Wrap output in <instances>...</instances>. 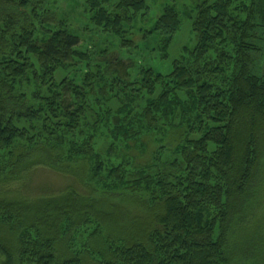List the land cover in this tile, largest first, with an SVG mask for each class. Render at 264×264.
Wrapping results in <instances>:
<instances>
[{"label": "trees", "instance_id": "obj_1", "mask_svg": "<svg viewBox=\"0 0 264 264\" xmlns=\"http://www.w3.org/2000/svg\"><path fill=\"white\" fill-rule=\"evenodd\" d=\"M58 2L0 0V183L39 156L86 194L0 200V264H264V0L198 4L193 48L170 75L134 82L131 61L91 65ZM86 4L95 27L134 45L126 26L147 0ZM183 24L165 8V53Z\"/></svg>", "mask_w": 264, "mask_h": 264}, {"label": "rangeland", "instance_id": "obj_2", "mask_svg": "<svg viewBox=\"0 0 264 264\" xmlns=\"http://www.w3.org/2000/svg\"><path fill=\"white\" fill-rule=\"evenodd\" d=\"M115 1L113 0V2ZM205 1L207 0H147V10L137 15L134 21L126 26L127 38L134 42L133 46L127 48L122 46L120 38L104 33L93 25L86 0H59L52 10L55 9V13H57L58 24L65 21L74 34L80 36L82 43L78 49L91 55V65H99L105 68L108 60L116 58L126 62L131 61L133 68L129 71L127 82H134L141 78V73L146 68L153 69L157 74L166 76L171 74L175 61L181 59L184 55L185 47L189 46L192 49L195 45L190 15L198 4ZM168 6L177 8L184 24L181 31L173 37L168 51L165 53L163 47L166 38L155 31V28L160 16ZM90 62L83 61L78 65L77 70H85ZM91 68L95 69V67ZM60 76L77 78L79 73L73 68L62 72ZM116 78L115 73L109 70L105 84L111 86L117 80ZM165 137L164 133H157L151 141H163L164 144H170L169 138L164 141ZM101 148H103L102 142L99 146V149ZM154 150L155 148L151 150L144 161H150L151 153ZM169 157H172V155L168 154L167 158ZM38 159L39 156L37 159L34 158L33 165L19 181L0 183V200H26L36 203L44 198L58 197L69 188H74L81 194H86L80 178L75 175L68 176L57 172L39 163ZM140 163L144 164L143 161H140ZM126 207L131 206L126 205Z\"/></svg>", "mask_w": 264, "mask_h": 264}]
</instances>
